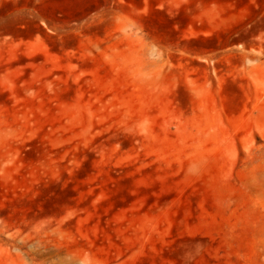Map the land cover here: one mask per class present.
<instances>
[{"label":"rangeland","instance_id":"obj_1","mask_svg":"<svg viewBox=\"0 0 264 264\" xmlns=\"http://www.w3.org/2000/svg\"><path fill=\"white\" fill-rule=\"evenodd\" d=\"M0 264H264V0H0Z\"/></svg>","mask_w":264,"mask_h":264}]
</instances>
